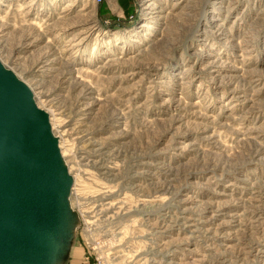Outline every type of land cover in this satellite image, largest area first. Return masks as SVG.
I'll use <instances>...</instances> for the list:
<instances>
[{"label": "rangeland", "instance_id": "374dc122", "mask_svg": "<svg viewBox=\"0 0 264 264\" xmlns=\"http://www.w3.org/2000/svg\"><path fill=\"white\" fill-rule=\"evenodd\" d=\"M0 45L73 176L75 262L264 264V0H0Z\"/></svg>", "mask_w": 264, "mask_h": 264}, {"label": "water", "instance_id": "95a60500", "mask_svg": "<svg viewBox=\"0 0 264 264\" xmlns=\"http://www.w3.org/2000/svg\"><path fill=\"white\" fill-rule=\"evenodd\" d=\"M73 181L48 112L0 60V264H68Z\"/></svg>", "mask_w": 264, "mask_h": 264}, {"label": "bare ground", "instance_id": "6f19581e", "mask_svg": "<svg viewBox=\"0 0 264 264\" xmlns=\"http://www.w3.org/2000/svg\"><path fill=\"white\" fill-rule=\"evenodd\" d=\"M82 30H78L77 33H75L72 37H70L67 41L68 43L65 44L66 49L72 48L73 46H76L80 43V41L77 43V38L79 39V36L81 35ZM4 46L0 45V48H3ZM11 70V69H10ZM13 71V70H12ZM14 72V71H13ZM16 74V73H15ZM18 75V74H16ZM37 81V80H36ZM40 83V82H39ZM28 85V84H27ZM29 86V85H28ZM39 86V85H38ZM31 88V87H30ZM73 178V176H72ZM160 187V186H159ZM74 189V188H72ZM150 205V204H149ZM167 216V215H166Z\"/></svg>", "mask_w": 264, "mask_h": 264}, {"label": "crops", "instance_id": "0c3cea01", "mask_svg": "<svg viewBox=\"0 0 264 264\" xmlns=\"http://www.w3.org/2000/svg\"><path fill=\"white\" fill-rule=\"evenodd\" d=\"M70 259H69V261H68V264H78L77 262H75L74 261V259H73V257H72V249H71V251H70Z\"/></svg>", "mask_w": 264, "mask_h": 264}, {"label": "built area", "instance_id": "2783aa9c", "mask_svg": "<svg viewBox=\"0 0 264 264\" xmlns=\"http://www.w3.org/2000/svg\"><path fill=\"white\" fill-rule=\"evenodd\" d=\"M98 1H101V0H98Z\"/></svg>", "mask_w": 264, "mask_h": 264}]
</instances>
